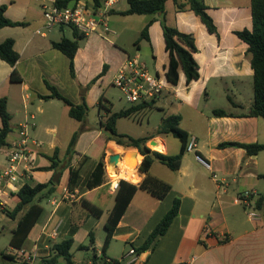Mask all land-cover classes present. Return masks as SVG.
<instances>
[{
    "label": "crops",
    "instance_id": "obj_1",
    "mask_svg": "<svg viewBox=\"0 0 264 264\" xmlns=\"http://www.w3.org/2000/svg\"><path fill=\"white\" fill-rule=\"evenodd\" d=\"M122 1L118 0L109 17L114 34L108 37L109 40L100 34L88 36L93 37L90 45L85 49L79 48L76 53L75 77H73L69 58L52 46L53 41L63 38L57 39L55 30L63 31L65 27L44 29L43 15L39 10L31 8L30 0H0V6L3 4L8 6L5 12L8 18L27 23L26 26H7L0 29V43L7 38L15 40V49L20 54L15 68L22 77L20 83L11 82L13 67L0 58V98H7L8 110L12 114V120L15 119L14 123L11 121L12 132L8 137L10 144L7 148L17 143L20 126L25 122L30 124V137L34 141L32 170L28 173V178H22L17 183L11 184L2 195L7 208L13 209L17 205L19 199L16 194L29 179L40 183L53 180L55 170L42 171L39 168L51 165L48 156H52L56 148H59L60 158L63 159L74 133L79 130L81 133L70 165L77 164L82 156L97 144L102 147L101 152L105 153L107 172L112 173L107 165L108 162L109 165L111 164L109 161L111 155L120 154L122 157L120 163H122L129 152L137 151L138 165L133 170L137 178L132 181L139 184L146 177V174L140 170L144 156L139 150L108 140L101 125V116L106 115V111L100 108V102L105 98V89L113 84L114 78L127 58L132 57L121 46L118 50L103 47L101 39L110 45L114 44L115 39L122 41L123 38L125 39V30L133 26V23H137L142 32L153 17L144 15L146 18H139L142 20L138 22L135 20L138 19L135 15L122 14L129 8V4H123ZM170 1L173 7L168 10L167 5ZM186 1L178 0L180 3ZM203 1L215 22L217 31L214 33L208 30L194 11L188 8L178 10L174 0L166 3L165 14L168 25L194 36L197 47L194 57L199 65L198 79L187 82L182 70L177 83L168 79L170 53L166 48L163 28L159 20H155L149 26L150 41L145 39L151 46L155 74H158L165 84V89L156 97V108L162 111L163 116L180 115L182 118L180 127L187 131L190 138L196 137L198 145L195 152L184 153L182 164L176 171L155 161L149 173L171 184L172 190L164 199H158L147 191L138 190L120 220L107 252H111L114 243H121L125 248L124 257L132 247L136 250L140 248L171 209L174 200L177 197L181 200L179 214L166 234L159 237L152 248L138 253V264H264V205L259 209L255 207L258 197L264 195V177H261L264 175V151L250 155L243 147L221 146L229 142L264 143V118L247 116L254 101L252 54L249 45L236 34L237 31L253 27L252 0ZM30 29H33L32 37L26 39L21 36L20 30ZM37 30H42L45 34H37ZM137 50H142L140 41L137 43ZM137 54L139 53L135 55ZM146 66L148 67L147 64ZM104 71L105 73L101 75ZM48 85L56 87L62 95L75 104H80L85 98L89 106L87 119L85 121L74 119L69 115L68 106L64 104L65 108H60L57 104L63 101L45 98L52 94ZM246 86L250 87L247 101L243 97V88ZM215 88H219L223 101L220 103L214 101L207 110L202 107L203 95L207 94L206 100L211 102V91H216ZM112 106L111 103L109 107L112 109ZM96 109L98 123L91 126L87 121L92 111ZM216 109H223L229 114L216 115L213 113ZM1 126L0 118V128ZM47 135L52 137L46 141ZM163 136L174 137L172 135L154 137L147 146L150 147L152 141H159L161 149L157 151L168 155L181 152L182 144L178 138L177 144ZM197 155L208 161L211 169L204 166ZM94 161L84 166V175L93 169ZM4 162L3 156L0 168ZM68 162L64 161L65 167ZM63 170L56 193L42 202L44 211L30 232L25 246L22 249L10 246L3 254V264L24 262L28 264L17 254L18 250H25L35 255V261L38 263L50 254L52 242L73 238L74 246L83 238L89 237L94 229L86 228L83 234L81 231L91 221L98 226L106 214V211L97 205V200L101 196L108 199V204L111 206L107 210V220L116 195L109 188V174L107 173V181L103 185L93 190L77 188L72 191L76 192L74 199L60 200L65 189H69V167ZM120 171L119 164L116 166L115 175L123 179ZM252 190L258 193L253 199V207L258 214L255 219L249 217V211L245 210L244 205L239 201L243 192ZM89 194H93V202L103 210L101 217L91 214L82 205L81 199ZM54 200L58 201L57 205L53 204ZM44 202L46 205L43 204ZM0 214H2L0 222L11 220L3 210H0ZM12 221L15 223L14 229L17 220L12 219ZM81 244L83 245L80 243L78 247L83 248L82 250L88 255L80 261L74 254V260L79 264H92L89 253L92 250L82 247ZM103 245L104 241H99L95 234L93 254L96 252L100 257L101 252L97 247L103 248ZM10 255L21 259L12 260L7 257ZM106 258L117 260L106 253L104 257H100L98 264H104Z\"/></svg>",
    "mask_w": 264,
    "mask_h": 264
},
{
    "label": "trees",
    "instance_id": "obj_2",
    "mask_svg": "<svg viewBox=\"0 0 264 264\" xmlns=\"http://www.w3.org/2000/svg\"><path fill=\"white\" fill-rule=\"evenodd\" d=\"M69 1V0H67ZM99 1V0H97ZM169 0H128L129 8L122 12L124 15H152L148 24L141 32L140 39L150 41L148 34L149 26L155 21L159 20L162 24L166 48L170 53V64L168 66L167 77L173 83H177L182 70L186 76L187 82H191L199 78V65L194 57V52L197 51L195 38L192 34L181 32L177 27L170 26L166 23V3ZM177 9L183 10L188 8L194 11L206 25L210 32H216L217 28L213 18L208 13V6L203 0H187L186 3H180L174 0ZM252 29H244L237 31L236 34L249 45V51L252 54V68L254 70V101L247 116L264 118V0H252ZM7 5L0 6V29L7 26H26L24 21H13L5 14ZM74 39L63 37L59 41H53L52 46L64 53L70 61V72L75 77V56L80 48V40L86 36L74 29ZM139 43V42H137ZM0 58L13 67L10 80L13 83L22 82V77L15 68L20 59V54L15 49V40L7 38L0 43ZM102 72L101 75H103ZM100 75V76H101ZM99 77V76H98ZM97 79V78H96ZM93 80V82L96 81ZM92 82V83H93ZM91 83V84H92ZM91 84L89 86H91ZM52 91L50 96L45 98H55L64 102L69 107V115L79 121H85L89 114V106L85 98L80 104L73 103L70 99L62 95L56 87L48 85ZM88 86V87H89ZM157 98L150 101L132 104L120 111H112L111 107L106 106L103 101L100 102V108L106 111V115L101 116V125L107 135L108 140H113L119 145L126 147H134L144 156L140 165V170L146 174L144 180L135 184L126 179L120 180L119 190L115 195V203L110 210L108 218L105 222L106 236L102 248V256L107 253V249L113 240L115 231L120 220L125 214L128 206L132 202L138 190H144L152 194L158 199H164L172 190L171 184L152 176L149 172L155 161H158L173 171L180 168L182 158L186 152L190 136L180 127L181 116L178 114H169L162 117L161 123L155 133H151L141 137H135L130 134L120 133L117 129L118 120L121 118L134 117L135 115L156 109ZM214 114L224 116L229 113L223 109H216ZM0 118L2 126L0 128V150L9 146L8 137L12 132V114L8 110V100L6 97L0 98ZM161 135H172L178 138L182 144V150L176 155H168L157 150H152L147 146V143L154 137ZM79 138V131L74 133L71 142L66 151V156L60 158V150L56 148L52 156H48L51 161L50 166L39 168V170H55L58 171L64 161H69L65 169L69 167V181L68 188L70 191H75L77 188L84 190H93L107 181V171L105 162V153L101 152L102 147L95 144L87 153H85L81 160L75 164L70 165V160L75 153V146ZM238 146L243 147L250 155H257L264 151V143H239L229 142L223 143L221 146ZM101 153V154H100ZM93 169L84 175V166L93 161ZM64 169V170H65ZM63 170V171H64ZM264 177V175H261ZM59 183H55L52 179L46 183H40L34 179H29L24 183L17 192L16 196L19 201L13 208L5 207L3 212L13 220H17V226L12 230L10 239V246L22 249L29 237L33 227L39 221L44 207L42 202L50 199L57 191ZM82 205L93 215L101 217L103 210L95 205L93 202V194L84 196L81 199ZM181 200L177 197L171 209L165 214L157 227L149 235L145 243L137 249L138 253L152 248L159 237L166 234L174 219L179 214ZM264 205V195H261L256 200V208L259 209ZM74 244L73 238H66L60 241L52 242L51 252L37 264H79L74 260V253L72 247ZM88 250L95 251V233L91 231L89 234V244L84 246ZM12 260L21 259L16 256H7ZM92 264H98L100 257L95 252L90 256ZM104 264H110L107 262ZM111 261H117L109 259ZM23 264H26L25 262Z\"/></svg>",
    "mask_w": 264,
    "mask_h": 264
},
{
    "label": "built area",
    "instance_id": "obj_3",
    "mask_svg": "<svg viewBox=\"0 0 264 264\" xmlns=\"http://www.w3.org/2000/svg\"><path fill=\"white\" fill-rule=\"evenodd\" d=\"M41 2L42 15L44 19V29L51 30L55 27H72L78 32L88 37L92 34H100L109 40L114 34L109 17L111 10L118 0H39ZM37 34H45L42 30H37ZM113 85L121 90L128 102L137 104L150 101L158 97L165 89V84L158 74L152 73L145 63L139 60V54L135 57H128L119 73L113 80ZM34 141L30 137V124L23 123L19 130V140L12 147L5 150V162L0 168V210L6 207V202L2 195L11 184L17 183L22 178H28V173L32 170ZM197 138L191 137L186 151L195 152L197 148ZM198 160L207 168L211 169V164L200 155ZM109 188L116 193L120 187L118 175L109 173ZM216 177V175H214ZM258 196L256 191H245L239 201L248 210L251 219H255L258 214L253 207V199ZM76 192L65 189L63 199H74ZM55 205L58 204L54 200ZM17 254L28 264H37L35 255L18 250ZM110 264H138L139 254L132 247L123 258L117 261L107 260Z\"/></svg>",
    "mask_w": 264,
    "mask_h": 264
},
{
    "label": "rangeland",
    "instance_id": "obj_4",
    "mask_svg": "<svg viewBox=\"0 0 264 264\" xmlns=\"http://www.w3.org/2000/svg\"><path fill=\"white\" fill-rule=\"evenodd\" d=\"M123 4L128 5L127 0H123L122 1ZM30 6L31 8L37 9L39 10V12L42 13V9H41V2L39 0H30ZM173 7L172 2H168L167 5V9L169 10V8ZM22 9V8H20ZM135 19L138 22H141L142 19L139 18H146L144 17V15H135ZM112 25L114 26V19L112 20ZM141 29L137 26V23H133V26H131L130 28L125 30V39L123 38L122 41L116 40L113 41L114 44L110 45L109 43H107V41H105L104 39H101V45L103 47H107L108 49H121V47H123L124 49H126L132 57H135L136 53H139V60L143 63H146L150 69V71L152 73H155V68H154V63L152 61V50H151V46L149 44L146 43L145 39H140L141 38ZM21 36L28 39L30 37H32L34 35L33 33V29L30 30H20L19 31ZM55 32H57V39H60L62 37H67V38H71L74 39V30L72 27H68L66 26L65 29L59 30L56 29ZM95 36V35H93ZM93 37H85L84 39L80 40V48L81 49H85V47H88L90 45V41ZM141 42L142 43V50H137V43L136 42ZM216 91H211V97H212V101L208 102L206 100L207 98V94L204 93L203 95V102H202V107H204L205 109H210L211 105H213L214 101H217L216 103H220L222 100V97L220 95L219 92V88H215ZM250 91V87L246 86L243 88V97L244 100L247 101L248 100V94ZM105 98L103 99V103L106 106H111V103L113 104L112 106V110L113 111H120L121 109L125 108V107H129L130 105H132L130 102L127 101V99L125 98L124 94L121 92V90L119 88H117L116 86H114L113 84L110 85V87L108 89H105ZM253 95V92H252ZM59 104L60 108H65V105L63 102L57 103ZM102 111H104V108L102 109ZM163 117V113L161 110L159 109H153L150 111H146V112H142L137 114L135 117L133 118H121L118 120V125H117V129L119 132L121 133H128L131 134L135 137H139L142 135H146V134H150L153 131L156 130V128L159 127L160 123H161V119ZM15 119L12 120V123H14ZM88 124H90L91 126L93 125H97L96 123H98V114H97V109L92 111L91 117L90 119L87 121ZM78 132V131H77ZM81 130H79V136H80ZM52 135V134H51ZM52 136L47 135L45 136L46 141L49 140V138H51ZM163 138H169V140L175 142V143H179V140L175 137H171V136H163ZM150 148L152 150H160L161 149V144L159 141H152L150 143ZM5 150L6 148H3L0 150V161L3 160V156L5 154ZM109 166V162L107 164ZM126 166L129 169L134 170L135 169V164H126ZM122 177V176H121ZM123 179H127L124 176L122 177ZM131 182H133L130 179H127ZM44 205L45 202L43 203ZM97 205H99L101 208H103L106 211L105 216L103 217V219L101 220V223L96 226L94 224V221H91L87 224V227H85L81 232V234H83V232L86 230V228H89L90 230L94 229V233L96 234V238L100 241H104L105 236H106V231L104 229V221L106 220V216H107V210L111 207L108 204V199H104L102 196L97 200ZM2 214H0V220H1ZM6 218V217H5ZM8 221V220H7ZM0 264H3V254L4 252L9 250L10 247V239H11V235H12V229L15 226V223L11 220H9L8 222L6 221H1L0 222ZM5 226V229L3 230V226ZM80 243H83L82 247L87 246L89 244V237L87 238H83L80 241H78L72 248V252L75 254L76 259L83 261L86 255V252H84L82 249L83 248H79L78 246L80 245ZM98 251L101 252L100 257L102 256V247L99 246L97 247ZM124 246L121 243H114L111 252H107L108 255H110L111 257H115L117 260H120L123 257V251H124ZM90 255L93 254V251L89 252Z\"/></svg>",
    "mask_w": 264,
    "mask_h": 264
},
{
    "label": "bare ground",
    "instance_id": "obj_5",
    "mask_svg": "<svg viewBox=\"0 0 264 264\" xmlns=\"http://www.w3.org/2000/svg\"><path fill=\"white\" fill-rule=\"evenodd\" d=\"M124 162H125V166H123L124 165ZM117 163L118 164L111 163L109 165V170H110V172H112L113 175L116 174V166L120 164V167H121V171H120L121 172V175L124 176L127 179L136 180V178H137L136 173L132 169L127 168L126 164H128V165L135 164V169H136V167L138 165V153H129L126 156L125 161L123 160V162L120 163V160H119Z\"/></svg>",
    "mask_w": 264,
    "mask_h": 264
},
{
    "label": "water",
    "instance_id": "obj_6",
    "mask_svg": "<svg viewBox=\"0 0 264 264\" xmlns=\"http://www.w3.org/2000/svg\"><path fill=\"white\" fill-rule=\"evenodd\" d=\"M129 153H138V152H137V151H131V152H129ZM121 158H122V157H121L120 154H113V155L110 156L109 161H110V163L118 164L117 162H118L119 160H122ZM64 168H65V164H63V165L60 167V169H59L58 171L55 172L54 177H53V181H54L55 183H59V182H60V178H61V176H62V170H63Z\"/></svg>",
    "mask_w": 264,
    "mask_h": 264
}]
</instances>
